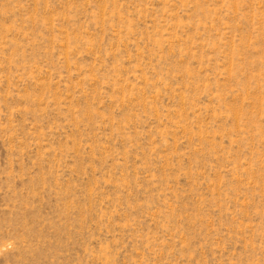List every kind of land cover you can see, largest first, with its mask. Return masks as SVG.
<instances>
[{
    "label": "rangeland",
    "instance_id": "rangeland-1",
    "mask_svg": "<svg viewBox=\"0 0 264 264\" xmlns=\"http://www.w3.org/2000/svg\"><path fill=\"white\" fill-rule=\"evenodd\" d=\"M0 264H264V0H0Z\"/></svg>",
    "mask_w": 264,
    "mask_h": 264
}]
</instances>
